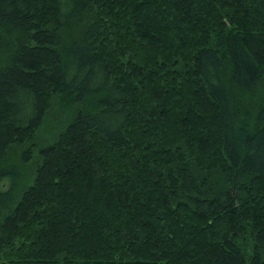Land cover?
<instances>
[{
  "label": "trees",
  "instance_id": "trees-1",
  "mask_svg": "<svg viewBox=\"0 0 264 264\" xmlns=\"http://www.w3.org/2000/svg\"><path fill=\"white\" fill-rule=\"evenodd\" d=\"M263 81L264 0H0V264H264ZM52 93L78 111L5 192Z\"/></svg>",
  "mask_w": 264,
  "mask_h": 264
},
{
  "label": "rangeland",
  "instance_id": "rangeland-1",
  "mask_svg": "<svg viewBox=\"0 0 264 264\" xmlns=\"http://www.w3.org/2000/svg\"><path fill=\"white\" fill-rule=\"evenodd\" d=\"M117 18V15H109V17L105 19L106 24H104V27H106V25L108 26V23L111 22L112 27H108L115 30L114 24L116 23L115 21ZM111 40V37H109L110 42ZM116 44L117 47L120 46L119 43ZM133 76L134 75L129 77L130 81H133ZM133 84L139 87L141 83L139 81H135ZM159 85L155 87V89H159ZM145 93H149L151 95L154 94L153 91H148L146 89ZM150 98L152 99L151 96ZM261 104H264V81L258 86L254 94L247 101L246 109H249V113L252 117H254L255 112ZM78 108L79 106L76 103L71 102V100L63 94L52 93V95L49 96L47 110L39 127L32 131L29 135L24 136L21 140L14 141L10 144L6 159L7 163L11 164L13 168V177L5 180L6 184L2 187L3 191L6 192L12 186V189H15L16 193L19 195L20 192H22L32 182L36 163L40 160V150L48 144L56 141L60 133L78 111ZM137 140L138 143H140L139 138H137ZM205 152L198 153L196 151L194 155V161L196 164L204 165L202 168H198L199 173H213V176H217L220 172L219 164L222 161L221 156L217 150H213V154H211L212 151L207 153ZM25 153L29 155V158H25ZM3 199V196H1L0 201H3ZM248 202H250L249 204L252 212H257L258 215H261V213L264 212V192L260 188H255L254 190L248 192ZM9 207V205H0V220L9 210ZM195 220V218H191L190 221L194 222ZM216 220L212 221L211 226L209 223L205 222V220L203 221L200 218L198 219V222L200 223L203 221L202 225H207V229L213 227L212 229H208L213 233V239L217 236V234H230L229 230L225 231V228L220 230V227L216 226ZM243 233L244 235L232 233L231 236H234L238 240L241 239L244 245L249 246L251 243L252 246L253 234L249 232L247 226L245 227Z\"/></svg>",
  "mask_w": 264,
  "mask_h": 264
}]
</instances>
